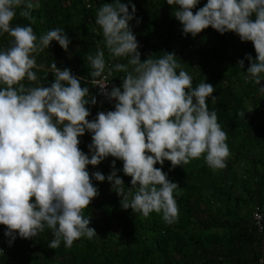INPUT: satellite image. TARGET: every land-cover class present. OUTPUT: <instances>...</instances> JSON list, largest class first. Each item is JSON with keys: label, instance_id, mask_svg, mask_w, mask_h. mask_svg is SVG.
<instances>
[{"label": "clouds", "instance_id": "obj_1", "mask_svg": "<svg viewBox=\"0 0 264 264\" xmlns=\"http://www.w3.org/2000/svg\"><path fill=\"white\" fill-rule=\"evenodd\" d=\"M200 2L167 0L176 6L173 14L185 35L195 37L211 26L220 34L231 31L241 41H251L256 58L247 54L238 65L243 69L245 59L250 62L246 78L264 92V0H207L197 9ZM38 7L40 0H0V35L13 38L11 47L0 49V225L6 226L9 245L17 235L31 239L46 228L54 236L48 245L52 249L62 241L70 248L74 241L95 237L90 216L83 215L99 195L93 180L107 179L123 209L145 218L155 212L165 224L177 223L179 209L173 194L179 186L162 170L165 160L175 167L204 156L215 170L225 168L230 156L227 134L207 104L209 98L217 99L213 85L202 82L193 87L192 76L174 53L142 61L129 26L133 19L140 22L136 6L132 0H113L99 7L96 24L109 55L125 58L127 63L108 65L103 48L87 55L90 76L99 78L90 80L109 101H116L115 110L98 112L90 121L86 105L96 104V98L89 97V88L82 86L71 69H61L54 62L55 79L50 86L26 87L23 83L37 81L34 69L43 65L37 64L36 55L53 41L68 52L72 42L64 28L38 38L31 25H12L18 8L20 15L31 17ZM193 9H197L195 14ZM114 71L125 76L121 86L108 91ZM86 132L92 134L90 155L79 148L78 138ZM109 156L123 161L122 171L131 177L128 191L117 175L120 169L115 159L107 177L100 171L90 177L88 166H97Z\"/></svg>", "mask_w": 264, "mask_h": 264}, {"label": "trees", "instance_id": "obj_2", "mask_svg": "<svg viewBox=\"0 0 264 264\" xmlns=\"http://www.w3.org/2000/svg\"><path fill=\"white\" fill-rule=\"evenodd\" d=\"M111 2L40 0V7L32 10L31 17L20 15L18 8L11 22L13 26L31 25L38 38L57 27L65 29L72 41L68 52L53 41L36 55L37 64L43 65L34 69L37 81L23 83L26 87L50 86L55 79L51 72L54 62L61 69H71L74 76L81 78L82 86L89 88V97L96 98V104L86 105L90 121L98 112L115 110L116 101H109L87 82L94 79L90 76L92 69L87 55L103 48L110 65L127 63L125 58L109 55L102 29L96 24L99 7ZM132 3L140 22L137 24L133 19L129 26L137 38L141 60L174 53L181 67L192 76L193 87L202 82L213 85V96L217 99L209 98L207 104L210 111H216L218 123L227 134L230 156L226 167L214 170L204 156L175 167L165 160L162 170L179 186L173 194L179 220L171 225L165 224L155 212L145 218L141 213L123 209L120 197L107 179L93 180L99 195L83 210V215L90 216L89 226L96 230L95 237L74 241L70 248L62 241L58 248L52 249L48 245L54 236L46 228L31 239L17 235L9 245L10 238L4 235L6 226L0 225V249L4 250L0 264H259L264 260V92L246 78L250 62L245 59L243 69L238 65L247 54L256 58L253 43L241 41L231 31L220 34L211 26L195 37L185 35L173 14L176 6L167 4V0H132ZM206 3L207 0H201L197 9ZM197 9H193L194 14ZM12 40L7 33L0 35V49L11 47ZM124 76V72L114 71L109 79L113 86L119 87ZM261 85L264 86V81ZM78 139L79 148L90 155L92 134L86 132ZM114 159L120 169L117 175L128 191L132 187L131 177L123 173V161L114 157L105 158L97 166L89 165L90 177L95 171L107 177ZM255 210L261 215V229L252 218Z\"/></svg>", "mask_w": 264, "mask_h": 264}, {"label": "built area", "instance_id": "obj_3", "mask_svg": "<svg viewBox=\"0 0 264 264\" xmlns=\"http://www.w3.org/2000/svg\"><path fill=\"white\" fill-rule=\"evenodd\" d=\"M107 64H108V63H107ZM108 65H109V64H108ZM95 79H99V78H94V80H95ZM89 82L92 84V87H93L94 89H96L97 91L101 92V91H100V88H99L98 85H94V84L92 83V80H89ZM108 83H109V85L107 86V90L110 91L111 88H112V86H113V83L110 81V79L108 80ZM252 218H253L254 223H255L256 225H258L259 228L261 229V224H262V223H261V215L258 213L257 210H255V211L252 213ZM262 262H264V260H260V261H259V264H262Z\"/></svg>", "mask_w": 264, "mask_h": 264}, {"label": "crops", "instance_id": "obj_4", "mask_svg": "<svg viewBox=\"0 0 264 264\" xmlns=\"http://www.w3.org/2000/svg\"><path fill=\"white\" fill-rule=\"evenodd\" d=\"M99 28H100V26H99ZM100 30H101V29H100ZM90 79H91V78H90ZM90 79H87L89 84H90V82H89Z\"/></svg>", "mask_w": 264, "mask_h": 264}, {"label": "rangeland", "instance_id": "obj_5", "mask_svg": "<svg viewBox=\"0 0 264 264\" xmlns=\"http://www.w3.org/2000/svg\"><path fill=\"white\" fill-rule=\"evenodd\" d=\"M237 56H238V55H237ZM237 56H236V57H237ZM236 57H235V58H236Z\"/></svg>", "mask_w": 264, "mask_h": 264}]
</instances>
